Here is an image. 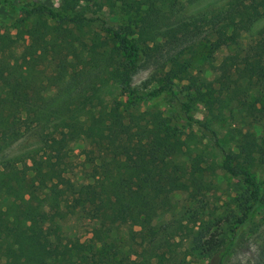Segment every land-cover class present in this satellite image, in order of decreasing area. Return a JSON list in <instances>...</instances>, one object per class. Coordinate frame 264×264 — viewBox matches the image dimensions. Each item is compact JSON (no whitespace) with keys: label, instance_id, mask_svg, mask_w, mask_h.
<instances>
[{"label":"trees","instance_id":"16d2710c","mask_svg":"<svg viewBox=\"0 0 264 264\" xmlns=\"http://www.w3.org/2000/svg\"><path fill=\"white\" fill-rule=\"evenodd\" d=\"M201 1L60 0L51 8L34 0H0L21 14L8 28L0 27V129L12 142L34 132L43 144L29 156L30 167L0 163V264H92L93 257L110 264L173 261L168 242L184 219L172 188L186 184L188 199L202 202L213 184L196 135L161 130L142 104L169 106L218 148L211 126L224 121L227 110L253 111L264 146V28L243 46L239 35L232 36L240 26L231 10L216 11L203 16L213 38H202L184 18L186 7ZM253 2L264 9V0ZM110 17L121 25H112ZM230 48L232 53L215 61L216 53ZM202 61L210 66V78L198 68ZM146 65L156 69L155 86L137 88L133 79ZM112 90L118 97L106 100ZM87 94L100 105L83 108L80 99ZM196 103L207 110L204 121L192 115ZM78 143L88 147L84 153L100 209L86 241L63 236L68 182L61 185L62 155L54 153ZM245 162L264 166V157L247 156ZM233 175L249 198L240 204L241 221L226 250L255 215H264L260 183L246 169ZM124 213L130 220L127 250L114 248L115 221ZM223 241L212 238L205 255Z\"/></svg>","mask_w":264,"mask_h":264},{"label":"rangeland","instance_id":"374dc122","mask_svg":"<svg viewBox=\"0 0 264 264\" xmlns=\"http://www.w3.org/2000/svg\"><path fill=\"white\" fill-rule=\"evenodd\" d=\"M13 1L19 3L29 0ZM34 1L51 8H58L60 5V0ZM226 10H231L232 16L240 26L235 32L233 30L231 32L234 38L239 35L237 42L243 46L253 42L264 28V9L258 7L253 0H202L196 5L187 6L184 18L188 19L186 21L191 27L201 31L202 38H213L203 16H211L216 11ZM20 17L19 12H12L0 6L1 28H8ZM110 23L115 26L121 25L116 17H110ZM241 26H247V31H242ZM67 30L68 27H64L63 32ZM173 34L179 35L178 31ZM232 50L233 48H230L216 53L215 61H220L224 55L232 53ZM209 67L208 63L203 65L202 61L198 68L205 69V76L210 78L212 72ZM155 71L152 65L144 66L134 77L133 85L137 88L155 86L153 81ZM256 72L260 74L261 69H257ZM118 95L117 90H112L105 99H113ZM100 102L98 97L91 94L80 99V105L86 109L98 107ZM145 110L154 112L158 127L163 131L174 129L184 135L188 133L196 135L197 150L203 153L205 160L203 163L205 174L213 184L211 191L202 202H192L188 199L189 187L186 184L175 185L172 188L175 198L179 201L184 223L181 232L168 242V246L173 249V261L170 264H264V215H255L235 244L229 250L225 249L234 228L241 221L240 204L249 198L248 188L233 174H239L244 169L250 171L260 183L264 196V166L251 167L245 162L247 156L264 157V146L260 140L263 127L254 118V112L249 114L227 110L224 115L225 120L211 126L221 144V148H218L200 128L178 118L175 111L162 102L142 104L141 111ZM192 115L196 120L204 121L207 110L203 104L196 103ZM33 133L25 132L18 141L12 142L0 129V163L15 160L19 167L25 164L30 167L32 163L29 161V156L36 149L43 147L41 137ZM103 141L106 144L110 143L108 134L103 135ZM85 148L88 147L84 143H78L63 150H54L55 154L62 155L59 159L64 170V181L61 185L68 182L66 204H64L68 215L61 223L63 236L67 240H88L100 218V209L93 197L96 180L93 176V168L84 153ZM129 224L127 213L115 221L114 248L127 250ZM212 238L218 241L224 238L225 242L220 243L221 246L207 257L206 244ZM92 264L110 263L99 257H93Z\"/></svg>","mask_w":264,"mask_h":264}]
</instances>
